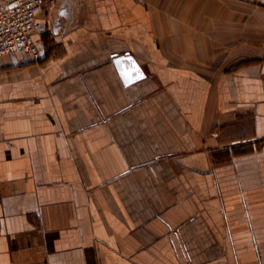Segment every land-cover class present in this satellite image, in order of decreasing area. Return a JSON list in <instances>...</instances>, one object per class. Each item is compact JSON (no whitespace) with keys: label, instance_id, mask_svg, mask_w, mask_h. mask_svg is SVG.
<instances>
[{"label":"crops","instance_id":"0c3cea01","mask_svg":"<svg viewBox=\"0 0 264 264\" xmlns=\"http://www.w3.org/2000/svg\"><path fill=\"white\" fill-rule=\"evenodd\" d=\"M38 17L42 59L0 57V264H264V0Z\"/></svg>","mask_w":264,"mask_h":264},{"label":"built area","instance_id":"2783aa9c","mask_svg":"<svg viewBox=\"0 0 264 264\" xmlns=\"http://www.w3.org/2000/svg\"><path fill=\"white\" fill-rule=\"evenodd\" d=\"M57 1L0 0V57L25 55L39 62L44 52V26L38 15H50Z\"/></svg>","mask_w":264,"mask_h":264},{"label":"water","instance_id":"95a60500","mask_svg":"<svg viewBox=\"0 0 264 264\" xmlns=\"http://www.w3.org/2000/svg\"><path fill=\"white\" fill-rule=\"evenodd\" d=\"M133 59L128 56V55H123V56H118L114 59L115 64L117 65L118 69H119V73L120 76L124 82V84H128V82H134L136 80H138L139 78H141V74L137 73V69H139V67L137 66L136 63H134L136 71H134L133 69L129 71L124 70L122 67V64L124 61H132Z\"/></svg>","mask_w":264,"mask_h":264}]
</instances>
